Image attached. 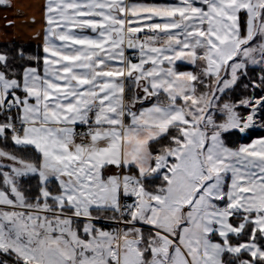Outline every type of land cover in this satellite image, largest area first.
<instances>
[{"label": "snow or ice", "instance_id": "1", "mask_svg": "<svg viewBox=\"0 0 264 264\" xmlns=\"http://www.w3.org/2000/svg\"><path fill=\"white\" fill-rule=\"evenodd\" d=\"M40 14L0 45V264H264V0Z\"/></svg>", "mask_w": 264, "mask_h": 264}, {"label": "rangeland", "instance_id": "2", "mask_svg": "<svg viewBox=\"0 0 264 264\" xmlns=\"http://www.w3.org/2000/svg\"><path fill=\"white\" fill-rule=\"evenodd\" d=\"M43 2L44 0H12V9L0 8V41H37L33 39L36 27L29 25V18L35 17L37 22L39 21ZM18 10H22L23 14H17ZM9 21H12V27L7 26Z\"/></svg>", "mask_w": 264, "mask_h": 264}, {"label": "trees", "instance_id": "3", "mask_svg": "<svg viewBox=\"0 0 264 264\" xmlns=\"http://www.w3.org/2000/svg\"><path fill=\"white\" fill-rule=\"evenodd\" d=\"M10 41H15L17 44L23 45L24 47L28 48L31 51H35V45H37V43L33 41H21V40H10ZM6 42L8 41H0V45H3Z\"/></svg>", "mask_w": 264, "mask_h": 264}, {"label": "flooded vegetation", "instance_id": "4", "mask_svg": "<svg viewBox=\"0 0 264 264\" xmlns=\"http://www.w3.org/2000/svg\"><path fill=\"white\" fill-rule=\"evenodd\" d=\"M42 4H43V3H42ZM42 4H41V5H42ZM16 13L19 14V15H20V14H23V13H22V10H18ZM31 19H32V18H29V21H31ZM41 19H42V17H41V14L39 13V21H38L35 25H33V24H29L32 28L36 27V29H35V33H37L38 31H40L41 28H42V24L40 23ZM33 42H34V41H33ZM35 43L38 44V42H35Z\"/></svg>", "mask_w": 264, "mask_h": 264}, {"label": "crops", "instance_id": "5", "mask_svg": "<svg viewBox=\"0 0 264 264\" xmlns=\"http://www.w3.org/2000/svg\"><path fill=\"white\" fill-rule=\"evenodd\" d=\"M34 42H38V41H34ZM39 43V42H38Z\"/></svg>", "mask_w": 264, "mask_h": 264}]
</instances>
